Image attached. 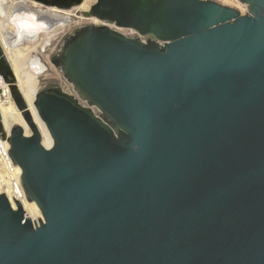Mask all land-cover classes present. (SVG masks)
Listing matches in <instances>:
<instances>
[{"label": "water", "instance_id": "1", "mask_svg": "<svg viewBox=\"0 0 264 264\" xmlns=\"http://www.w3.org/2000/svg\"><path fill=\"white\" fill-rule=\"evenodd\" d=\"M87 22L0 140L31 207L0 193V264H264V0H32ZM3 187L0 183V188Z\"/></svg>", "mask_w": 264, "mask_h": 264}, {"label": "bare ground", "instance_id": "2", "mask_svg": "<svg viewBox=\"0 0 264 264\" xmlns=\"http://www.w3.org/2000/svg\"><path fill=\"white\" fill-rule=\"evenodd\" d=\"M41 7L40 3L32 0H0V42H2L6 58L15 76L16 85L41 132L42 143L45 147H49L52 139L32 104L38 79L36 72L40 69L42 73L44 67L40 59L31 53L35 52L38 46L42 50L55 34V29L64 24L69 17L49 6H45L49 11H44L40 9ZM41 35L43 37L40 39ZM38 40H41L38 46L29 45L30 42L37 43ZM0 90V96L8 94L6 83L0 81ZM0 113L6 132H9L12 124L16 123L23 126L27 135L30 134L29 127L23 121L9 95L8 99H0ZM22 206L29 217L34 218V216L41 215L37 205L31 207L29 202L24 201Z\"/></svg>", "mask_w": 264, "mask_h": 264}, {"label": "rangeland", "instance_id": "3", "mask_svg": "<svg viewBox=\"0 0 264 264\" xmlns=\"http://www.w3.org/2000/svg\"><path fill=\"white\" fill-rule=\"evenodd\" d=\"M213 1L218 2L219 4H222L224 6L236 9L241 14H244L245 10L248 7L247 4H245L239 0H213ZM40 9H42L44 11H49V9L43 5ZM65 15H66V13H65ZM67 16L69 17V19L64 24H62L61 26H59L55 29V31H56L55 34L50 38L49 43L42 50H40V46H38L40 44L41 40L40 41L38 40L37 43H35V42L29 43V45L34 44L35 46L36 45L38 46L36 48V51L31 53V55H36L40 59L42 65L44 67V71H42V73H40V69L38 70V72H36L38 74V79H37V84H36V92L41 91V90L46 89V88H50V87H57L60 85L70 86L69 81H67V79L64 77V75L57 69V67L51 61V58L53 57L55 51L57 50L58 46L60 45L62 39H64L65 37L69 36L70 34L75 32L76 30H78L79 28L86 25L87 22L80 20L78 18H75V17L68 15V14H67ZM42 37H43V35L40 36V39ZM13 125H16V123H13L12 126ZM40 216H34V218L32 216H30V218L32 220H35V222H38L36 217H38V219H40L42 217V216L41 217Z\"/></svg>", "mask_w": 264, "mask_h": 264}, {"label": "built area", "instance_id": "4", "mask_svg": "<svg viewBox=\"0 0 264 264\" xmlns=\"http://www.w3.org/2000/svg\"><path fill=\"white\" fill-rule=\"evenodd\" d=\"M0 45L3 49L2 42H0ZM3 52H4V49H3ZM0 81L3 82L1 76H0ZM57 87L62 89L64 92L74 96L79 101L80 104H82L83 106L90 107L96 115H99V111L96 108L89 106V104L85 100H82L81 98H79L76 90L74 89L71 83H70V86L60 85ZM0 93H1V90H0ZM7 93H8L7 95L2 94L0 96V99H8V95L10 96V90H9L8 85H7ZM8 148H9V145L7 141L2 143L0 140V183L3 186L0 188V193H3L5 191L10 192L13 198L15 200H19V202L23 205V202L27 200H26V195L22 187V184L19 181L18 173H20L21 170L18 166H15V167L12 166L11 161L5 151Z\"/></svg>", "mask_w": 264, "mask_h": 264}]
</instances>
